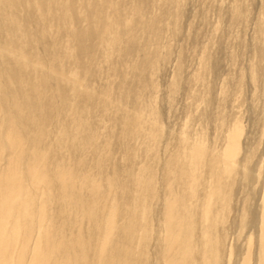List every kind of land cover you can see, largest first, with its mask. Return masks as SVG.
Returning <instances> with one entry per match:
<instances>
[{
    "label": "rangeland",
    "instance_id": "1",
    "mask_svg": "<svg viewBox=\"0 0 264 264\" xmlns=\"http://www.w3.org/2000/svg\"><path fill=\"white\" fill-rule=\"evenodd\" d=\"M2 3L8 264H263L264 0Z\"/></svg>",
    "mask_w": 264,
    "mask_h": 264
},
{
    "label": "bare ground",
    "instance_id": "2",
    "mask_svg": "<svg viewBox=\"0 0 264 264\" xmlns=\"http://www.w3.org/2000/svg\"><path fill=\"white\" fill-rule=\"evenodd\" d=\"M0 2H1V4H3L2 2H3V0H0ZM5 3V2H4ZM10 3V2H9ZM4 5V4H3ZM8 5V4H7ZM6 6V5H5ZM3 8V7H2ZM48 9V8H47ZM66 13V12H65ZM43 17V16H42ZM45 17V16H44ZM66 19V18H65ZM68 19V18H67ZM66 19V20H67ZM3 21H4V24L6 25V31L8 32V31H10L11 33L12 32H14V33H16V32H18V28H20V27H18V25L16 24V20L15 19H13V18H11V19H7V20H4L3 19ZM63 21V20H62ZM4 26V25H3ZM5 27V26H4ZM12 35H14L13 33H12ZM18 49H20V47H18ZM11 53V52H10ZM13 54V53H12ZM22 54V53H21ZM61 75V74H60ZM74 75V74H73ZM1 77V76H0ZM75 77V76H74ZM69 80V79H68ZM6 87V86H5ZM2 87H1V91H2ZM0 91V92H1ZM4 92L5 91H3L2 93L4 94ZM1 93V94H2ZM2 94V95H3ZM3 97H4V95H3ZM4 98H6V96L4 97ZM1 99V98H0ZM10 99V98H9ZM10 100H12V99H10ZM1 102H2V100H1ZM13 102H15V103H17L16 101H12V104H13ZM9 103H10V101H9ZM15 103H14V105H12V107L13 106H15ZM0 104H2V103H0ZM9 105V104H8ZM20 105V104H19ZM19 105H17V106H19ZM3 106V105H2ZM7 106V105H6ZM5 106V107H6ZM25 106V105H24ZM23 106V107H24ZM11 107V106H10ZM11 107V108H12ZM20 107V106H19ZM14 108V107H13ZM12 108V109H13ZM3 109H5V108H3ZM11 109V110H12ZM16 109V108H15ZM19 109V108H18ZM17 110V109H16ZM6 111H8L9 113H10V111L9 110H6ZM13 111V110H12ZM9 113H4V115H3V118H4V126H5V129H7V132H8V134H7V138H6V140H5V142H3V143H5V148L7 147V149H9V151L10 150H13V148L14 147H17V146H15V145H17L18 144V142H17V140L16 139H18L15 135V137H13V138H15V140L11 137V136H9V135H13L12 133H17V129L15 130L14 129V127H12V120L13 119H11V116H10V114ZM2 115V114H1ZM13 115V114H12ZM1 118V117H0ZM16 120V119H15ZM17 122V121H16ZM2 124V123H1ZM17 126H19V124L17 125ZM21 127V126H20ZM19 130H20V128H19ZM5 131V130H4ZM23 131V130H22ZM6 132V131H5ZM20 133H22V132H20ZM234 133V132H233ZM3 134H4V132H3ZM22 135V134H21ZM3 136V135H2ZM5 136V135H4ZM20 136V135H19ZM23 136V138L25 137L24 135H22ZM5 139V138H4ZM231 139H233V138H231ZM2 141V140H1ZM23 142H24V139H23ZM229 143L231 144L232 142L231 141H229ZM20 146V145H19ZM234 146H235V144H234ZM18 148V147H17ZM16 148V149H17ZM19 149V151H20V149H22L21 147L20 148H18ZM17 149V150H18ZM24 149V148H23ZM233 149H234V147H233ZM14 150H15V148H14ZM8 151V150H7ZM230 151V150H229ZM234 151V150H233ZM232 151V152H233ZM1 152V151H0ZM6 152V151H5ZM8 153V152H7ZM19 153V152H18ZM230 153H231V151H230ZM229 153V154H230ZM13 154H15V153H13ZM228 154V153H227ZM225 155L224 157V162H225V165H229L230 164V158L228 157V155ZM232 154V153H231ZM16 155V154H15ZM0 156H1V154H0ZM9 155H7L6 157H8ZM22 156V155H21ZM25 156V155H24ZM23 156V157H24ZM16 157V156H15ZM18 157H19V155H18ZM1 160H2V158H1ZM0 160V161H1ZM9 160H11V159H9ZM22 160V158L21 157H19L18 159H17V161L18 162H20ZM24 160V159H23ZM29 161H28V163H26L27 164V166H26V168H27V171H28V173H29V175H30V177H31V180H32V184H31V186H30V188H28V191H31V192H38L39 190H40V186H41V184H42V182H44V176H45V173H44V170H42V169H40V167L38 168V161L39 160H41V158H40V155H36V154H34V151H33V154H32V158L31 159H28ZM6 162V161H5ZM4 162V163H5ZM22 162V161H21ZM25 162V161H24ZM7 163V162H6ZM8 164V163H7ZM8 165H11V164H8ZM11 168V167H10ZM25 168V167H24ZM7 169H9V168H7ZM3 170V169H2ZM11 171H12V169H11ZM10 176H11V174H9ZM12 177H13V175H12ZM13 179V178H12ZM55 179H57L58 181H61V182H64L65 180H67V175L66 174H63L62 172H58L57 174H56V176H55ZM66 182V181H65ZM7 183V182H6ZM10 183V182H9ZM28 184V183H27ZM6 185V184H5ZM12 185V184H11ZM7 187H9V186H7ZM12 187V186H11ZM0 189H1V187H0ZM43 190V189H42ZM45 190V189H44ZM42 192V191H41ZM38 194V193H37ZM18 196V195H17ZM19 196H20V194H19ZM34 196V195H33ZM35 196H37V195H35ZM40 197V196H39ZM44 197V196H43ZM22 198V197H21ZM41 198V197H40ZM66 198V197H65ZM264 198V197H263ZM13 200H14V198H12ZM36 200H37V198H36ZM41 200H42V198H41ZM264 200V199H263ZM15 202H16V200H15ZM38 203H40L39 201H37ZM3 202H2V200H0V264H8V261H9V263H10V261L11 260H9V253L8 252H10L11 250V247L14 245V243H15V237H14V232L15 231H13V230H15V228L11 231V233H13V234H9L8 232V218L10 217V215H9V213L11 212H9V210H6V208H5V205L4 204H2ZM14 203V202H13ZM36 203V202H35ZM44 203V202H43ZM17 204H20V203H17ZM31 205V204H30ZM29 205V206H30ZM34 204L32 203V206H33ZM16 206H18V205H16ZM19 206H21V205H19ZM39 206V205H38ZM45 207V206H44ZM21 208V207H20ZM11 210V209H10ZM21 210V209H20ZM45 210V209H44ZM17 211V210H16ZM15 211V212H16ZM27 211H29V210H27ZM264 211V210H263ZM23 212V211H22ZM38 212V211H37ZM36 213V212H35ZM264 213V212H263ZM12 214V213H11ZM13 215V214H12ZM38 215V214H37ZM39 215H40V213H39ZM46 215V214H45ZM23 217H24V215H22ZM21 217V216H20ZM43 217H45V216H43ZM25 218V217H24ZM15 219H17V217L15 218ZM26 219V218H25ZM27 219H29V217L27 218ZM26 219V222L28 221ZM18 220H19V217H18ZM20 220H22V219H20ZM19 220V221H20ZM30 220V219H29ZM24 221V220H23ZM18 223V222H17ZM20 223H22V222H20ZM43 223V222H42ZM19 224V223H18ZM27 224V223H26ZM263 224H264V222H263ZM22 225H24V222H23V224ZM21 225V226H22ZM108 225V224H107ZM18 232V231H17ZM104 232H105V230H104ZM46 233V232H45ZM16 234H20L19 232L18 233H16ZM104 233H102V235H103ZM106 234V233H105ZM13 235V236H12ZM44 235V234H43ZM47 235V234H46ZM102 235H100V236H102ZM23 237V236H22ZM43 238H44V236H42ZM106 237V236H105ZM24 238V237H23ZM101 238H103V237H99V239H101ZM20 239V238H19ZM46 239V238H45ZM106 239V238H105ZM104 239V240H105ZM36 240H39L38 238L36 239ZM103 240V241H104ZM18 241V240H17ZM16 241V242H17ZM44 241V240H43ZM37 242V241H36ZM35 242V244L34 245H36L35 247H36V249L34 250V252L32 253L33 254V256L32 257H30V259H32L33 258V262L34 263H32L31 262V260L29 259V261H30V264H38L37 262H38V260L40 259L41 260V258H40V251H39V249H38V251H36L37 250V248H38V242L36 243ZM45 242V241H44ZM105 242V241H104ZM262 256H263V261H264V228H263V237H262ZM22 243V242H21ZM27 243V242H26ZM41 243V242H40ZM101 243H103L102 242V240H101ZM17 244V243H16ZM21 245V244H20ZM41 245V244H40ZM17 246V245H16ZM22 246H24V245H22ZM27 246V245H26ZM40 248V247H39ZM101 248V247H100ZM19 249H20V247H19ZM34 249V248H33ZM24 250V249H23ZM101 250V249H100ZM99 250V251H100ZM42 251V250H41ZM14 252V251H13ZM12 252V253H13ZM17 252V251H16ZM21 252H23V251H21ZM101 252V251H100ZM35 253V254H34ZM42 255H44V254H42ZM12 256V255H11ZM22 256H23V254H22ZM21 256V257H22ZM23 258V257H22ZM10 259H12L11 257H10ZM43 260L44 261H46V259L45 258H43ZM16 262V261H15ZM43 263V262H42ZM11 264H13V261H12V263ZM17 264H20V263H17ZM40 264V263H39ZM44 264H45V262H44ZM263 264H264V262H263Z\"/></svg>",
    "mask_w": 264,
    "mask_h": 264
}]
</instances>
